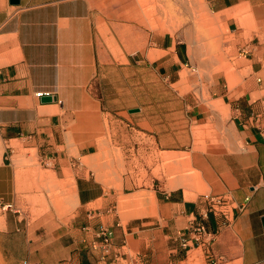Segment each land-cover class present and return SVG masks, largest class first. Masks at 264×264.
Wrapping results in <instances>:
<instances>
[{"label": "crops", "instance_id": "1", "mask_svg": "<svg viewBox=\"0 0 264 264\" xmlns=\"http://www.w3.org/2000/svg\"><path fill=\"white\" fill-rule=\"evenodd\" d=\"M17 1L0 0V264H264V0H203L234 66L203 73L202 99L185 79L180 102L189 127L226 121L233 135L185 150L203 183L172 188L127 168L128 155L159 149V134L133 128L149 106L122 110L92 85L135 67L176 86L186 42L134 0ZM151 113L158 127L154 98ZM198 226L214 239L199 244Z\"/></svg>", "mask_w": 264, "mask_h": 264}, {"label": "rangeland", "instance_id": "2", "mask_svg": "<svg viewBox=\"0 0 264 264\" xmlns=\"http://www.w3.org/2000/svg\"><path fill=\"white\" fill-rule=\"evenodd\" d=\"M142 9L144 21L151 25L158 24L163 32L175 33L177 39L184 40L189 53V63L184 66L180 76L181 82L170 86L168 81L160 77H152L145 69L142 72L135 67L127 70L113 69L93 83L92 88L97 95H102L104 100L114 106L137 107L149 106V118L143 127L136 126L135 130L144 133L154 132L159 134V149L154 154H131L127 158V168L138 172L144 179L156 185L172 188L184 185L202 184L200 173L191 167L189 153L185 150H213L217 145L228 147L227 138H231L233 131L226 121L222 128L211 124L194 125L189 127L185 122L183 104V86L185 79L192 77L188 89H192L193 100L203 98V73L210 74L216 71H232L234 51L223 45L220 33L214 19L205 10L203 0H134ZM141 73L144 76L141 81ZM186 77V78H185ZM189 81V80H188ZM144 89L136 90V87ZM151 86L158 89V94L152 96ZM174 87V88H173ZM179 92V93H178ZM154 109L158 112V127L153 128L151 117L152 99ZM190 98V94L187 95ZM217 112L221 111L217 107ZM155 115V113H154ZM155 121V116H154ZM132 127L129 125L128 128ZM135 134H141L134 131ZM190 137V138H187ZM188 139V140H187ZM223 139V140H222ZM174 140V141H173ZM176 150L175 160L164 157L167 151ZM175 161V162H174ZM34 164H38L33 160ZM181 166L178 175L171 173V169ZM180 175V178L178 177ZM184 176L189 180H184ZM181 179V180H180Z\"/></svg>", "mask_w": 264, "mask_h": 264}, {"label": "built area", "instance_id": "3", "mask_svg": "<svg viewBox=\"0 0 264 264\" xmlns=\"http://www.w3.org/2000/svg\"><path fill=\"white\" fill-rule=\"evenodd\" d=\"M35 95L40 98L46 95H50V93L48 92H43V91H39L36 92ZM51 96V95H50ZM211 201L219 203L220 201H223L222 197H216V196H212L209 197ZM11 205L6 206V208H10ZM5 208V206H4ZM193 232L197 235H203V239L205 238L206 241H203L199 236L198 238H196V240L199 242V244H205L206 242L212 241L214 239V233L211 232H205L204 228L202 226H198L195 229H193ZM99 237H101V244H102V248L103 251H107L109 249V247L111 246V235L112 232L109 229H101L98 233ZM180 245L182 247H187V240L185 238L182 237V235H180Z\"/></svg>", "mask_w": 264, "mask_h": 264}, {"label": "water", "instance_id": "4", "mask_svg": "<svg viewBox=\"0 0 264 264\" xmlns=\"http://www.w3.org/2000/svg\"><path fill=\"white\" fill-rule=\"evenodd\" d=\"M12 3H17L18 1L17 0H11ZM42 101L43 102H50L51 100H56V97L55 96H50V95H46V96H43L41 97ZM139 109L138 108H133V109H129V112H136L138 111ZM263 221V226H264V219H262Z\"/></svg>", "mask_w": 264, "mask_h": 264}, {"label": "bare ground", "instance_id": "5", "mask_svg": "<svg viewBox=\"0 0 264 264\" xmlns=\"http://www.w3.org/2000/svg\"><path fill=\"white\" fill-rule=\"evenodd\" d=\"M176 172V171H175Z\"/></svg>", "mask_w": 264, "mask_h": 264}]
</instances>
